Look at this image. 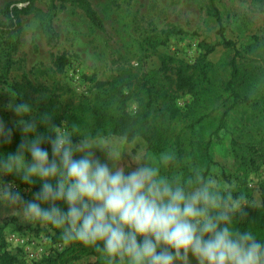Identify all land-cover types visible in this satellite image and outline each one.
I'll return each mask as SVG.
<instances>
[{"label":"clouds","instance_id":"1","mask_svg":"<svg viewBox=\"0 0 264 264\" xmlns=\"http://www.w3.org/2000/svg\"><path fill=\"white\" fill-rule=\"evenodd\" d=\"M8 107L21 139L14 152L0 151V206L94 249L107 264H264V237L241 226L251 201L215 172L176 171L173 150L130 152L124 135L75 132L16 97ZM12 138L0 118V146ZM6 176L39 189L25 199Z\"/></svg>","mask_w":264,"mask_h":264},{"label":"trees","instance_id":"2","mask_svg":"<svg viewBox=\"0 0 264 264\" xmlns=\"http://www.w3.org/2000/svg\"><path fill=\"white\" fill-rule=\"evenodd\" d=\"M264 6V0H254ZM59 8L71 5L80 9L89 22L102 29L103 22L89 0H49L46 13L41 15V28L47 43L57 39L51 19ZM36 0H21L6 3L0 9V35L8 38L0 58V80L9 73L12 54L17 50L22 32L21 17L37 11ZM207 15L218 24L217 45L223 47L226 56L218 65L211 64L207 57L215 46L202 42L200 59L193 63L174 61L173 57L162 55L160 67L149 74L138 76L125 72L106 82H96L91 96L85 94L60 93L54 73L62 71L68 61L64 57L55 60L56 70L47 75L49 86L35 87L15 84L14 91L21 94L30 90L39 96L36 113H49L51 123L66 126L75 125V132L99 135L100 137H127L126 143L143 144L144 150L155 157L165 150H173L178 156L176 171L187 172L199 166L213 172L216 165L212 148L214 138L220 132L229 136V152L235 166L234 183L237 192L246 193L251 205L248 208L247 224L264 237V179L253 180L264 167V86L252 91V75L264 81V38L253 37L252 43L239 48L226 38L218 0H206ZM172 77L174 79L172 80ZM177 90L198 93L191 102L179 108L174 101L168 82ZM262 85V84H261ZM135 98L137 109L126 110L127 102ZM13 128L11 143L0 146V151L14 152L21 139V133ZM39 131H44L43 127ZM79 138L74 137L78 142ZM48 147L47 144L44 145ZM222 177L228 180L225 171ZM5 182H14L22 195L24 191L34 193L39 183L30 188L15 176L3 177ZM253 184L255 187H250ZM259 201L254 202V194ZM18 212L0 220V264H107L105 258L94 249L78 243H65L58 230H52L36 221L22 222ZM12 225L14 232L34 226L39 232L45 230L51 249L37 261H27L21 250H11L6 241V228Z\"/></svg>","mask_w":264,"mask_h":264},{"label":"rangeland","instance_id":"3","mask_svg":"<svg viewBox=\"0 0 264 264\" xmlns=\"http://www.w3.org/2000/svg\"><path fill=\"white\" fill-rule=\"evenodd\" d=\"M21 0H0V9L8 2ZM93 9L103 22L100 30L94 27L84 13L71 5L59 8L51 19L57 39L48 44L41 28V15L47 12L49 0H36L37 11L21 17L22 32L17 50L11 56L9 73L0 80V118L8 126L15 121L9 104L16 97L17 102L26 101L37 109L38 94L25 90L21 94L14 91V85L26 83L38 87L49 86L47 75L56 70L58 57L67 59V65L54 73L60 93L85 94L91 96L96 82H106L125 72L143 76L158 70L162 55L173 57L174 61L193 63L200 59L202 42L214 45V51L207 60L218 65L226 56L222 46L217 45L218 24L207 15L206 0H89ZM222 22L226 28V38L239 48L252 43L253 37L264 38V6L254 0H218ZM0 20L4 21L3 16ZM8 38L0 35V58ZM172 80L174 77H172ZM263 78L251 76L250 87L256 92L264 86ZM262 84V85H261ZM175 104L183 108L198 94L195 91L177 90L169 81ZM263 89V88H260ZM264 90V89H263ZM137 109L135 98L127 102L126 110L133 113ZM114 137V136H112ZM229 136L220 132L214 138L212 156L216 163L215 172L224 181L234 183L235 166L229 149ZM122 148L130 152L144 150L143 144L124 143ZM101 159L104 153L97 151ZM131 157L125 153L122 163H129ZM134 167V165H133ZM225 171L228 180L222 177ZM256 182L264 179V167L256 176ZM25 199L33 193L24 191ZM259 196L254 194V202ZM18 212L21 221L27 220L19 211L0 206V220ZM15 227L7 226L6 235L13 233ZM38 241L31 249L34 253L45 254L51 249L48 233L37 231L34 226L21 231Z\"/></svg>","mask_w":264,"mask_h":264},{"label":"built area","instance_id":"4","mask_svg":"<svg viewBox=\"0 0 264 264\" xmlns=\"http://www.w3.org/2000/svg\"><path fill=\"white\" fill-rule=\"evenodd\" d=\"M250 187H255L253 184H250ZM6 241L11 250H21L24 253V257L27 261H37L44 254H38L31 251L32 247L36 245L38 241L35 237L31 239L28 238L26 233L13 232L9 235H6Z\"/></svg>","mask_w":264,"mask_h":264}]
</instances>
